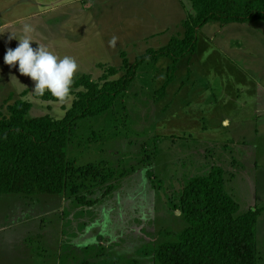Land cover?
Instances as JSON below:
<instances>
[{
  "label": "rangeland",
  "instance_id": "374dc122",
  "mask_svg": "<svg viewBox=\"0 0 264 264\" xmlns=\"http://www.w3.org/2000/svg\"><path fill=\"white\" fill-rule=\"evenodd\" d=\"M190 14L188 0H0V113L25 102L30 117L58 120L75 99L74 89L63 104L33 94L18 64L4 63L18 46L10 33L24 25L56 56L75 59L73 83L87 75L99 85L124 75L125 60L180 39ZM172 65L147 63L112 111L76 124L69 160L125 174L103 186L85 183L79 195L93 207L79 206L69 191L0 197V264H156L158 246L173 239L166 233L186 227L182 189L214 166L240 214L262 210L256 242L264 264V112L245 115L264 104V22L207 24L158 101ZM108 185L115 189L105 197Z\"/></svg>",
  "mask_w": 264,
  "mask_h": 264
},
{
  "label": "trees",
  "instance_id": "16d2710c",
  "mask_svg": "<svg viewBox=\"0 0 264 264\" xmlns=\"http://www.w3.org/2000/svg\"><path fill=\"white\" fill-rule=\"evenodd\" d=\"M192 14L182 24L183 35L172 38L165 47L148 50L132 64L125 60L126 71L116 80L93 83L83 75L73 84L77 90L71 107L61 119L30 117L31 106L16 102L0 113V197L6 195L58 196L69 191L82 207L95 201L79 195L86 182L103 186L123 179L124 172L106 170L100 164L76 167L68 158L72 132L79 122L100 118L123 100L147 63L168 59L172 66L162 88L160 101L174 81L176 64L194 55L198 32L211 22L246 24L264 22V0L244 4L240 0H189ZM47 96V95H45ZM115 189L108 185L104 196ZM240 206L227 193L224 171L212 167L206 176L191 179L182 189L178 211L186 227L179 233L167 232L173 239L157 248L156 264H258L256 226L262 210Z\"/></svg>",
  "mask_w": 264,
  "mask_h": 264
},
{
  "label": "clouds",
  "instance_id": "9594fccd",
  "mask_svg": "<svg viewBox=\"0 0 264 264\" xmlns=\"http://www.w3.org/2000/svg\"><path fill=\"white\" fill-rule=\"evenodd\" d=\"M33 32L30 25H24L20 35L10 33L9 40H17L18 46L7 49L4 63L10 67L18 64V72L34 82L33 94L43 97L47 93L54 98V102L66 103L71 95L78 65L74 58H60L46 46L37 43L32 38ZM33 43L38 46L33 48ZM12 77L17 79L16 76Z\"/></svg>",
  "mask_w": 264,
  "mask_h": 264
},
{
  "label": "crops",
  "instance_id": "0c3cea01",
  "mask_svg": "<svg viewBox=\"0 0 264 264\" xmlns=\"http://www.w3.org/2000/svg\"><path fill=\"white\" fill-rule=\"evenodd\" d=\"M260 112H264V104H255L253 107V110L250 112H247L245 115H247V114L248 115H252V114L254 115V114L260 113Z\"/></svg>",
  "mask_w": 264,
  "mask_h": 264
}]
</instances>
